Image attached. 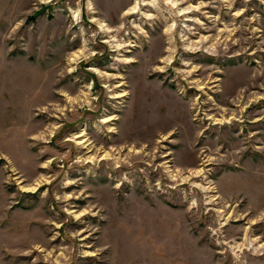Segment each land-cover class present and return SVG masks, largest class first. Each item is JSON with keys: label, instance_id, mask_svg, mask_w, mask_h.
Returning a JSON list of instances; mask_svg holds the SVG:
<instances>
[{"label": "rangeland", "instance_id": "1", "mask_svg": "<svg viewBox=\"0 0 264 264\" xmlns=\"http://www.w3.org/2000/svg\"><path fill=\"white\" fill-rule=\"evenodd\" d=\"M173 1L0 0V264H264V0Z\"/></svg>", "mask_w": 264, "mask_h": 264}, {"label": "bare ground", "instance_id": "2", "mask_svg": "<svg viewBox=\"0 0 264 264\" xmlns=\"http://www.w3.org/2000/svg\"><path fill=\"white\" fill-rule=\"evenodd\" d=\"M168 3H171L172 5H174L175 4V2L173 1V0H166ZM142 3L144 4V3H146V1H142ZM137 5L135 4L134 6H133V8H135ZM179 10V9H178ZM183 12V11H182ZM103 24V23H102Z\"/></svg>", "mask_w": 264, "mask_h": 264}]
</instances>
